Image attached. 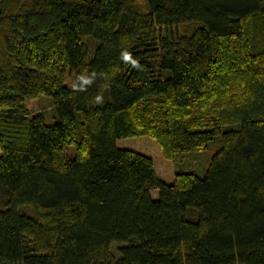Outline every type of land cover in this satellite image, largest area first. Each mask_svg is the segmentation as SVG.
<instances>
[{
	"label": "trees",
	"instance_id": "1",
	"mask_svg": "<svg viewBox=\"0 0 264 264\" xmlns=\"http://www.w3.org/2000/svg\"><path fill=\"white\" fill-rule=\"evenodd\" d=\"M0 149V264H264V0H0Z\"/></svg>",
	"mask_w": 264,
	"mask_h": 264
},
{
	"label": "rangeland",
	"instance_id": "2",
	"mask_svg": "<svg viewBox=\"0 0 264 264\" xmlns=\"http://www.w3.org/2000/svg\"><path fill=\"white\" fill-rule=\"evenodd\" d=\"M67 82L70 85L74 84L73 73L68 75ZM52 103L53 100L50 95H41L36 99L29 100L26 105L32 111H42L47 121L50 122L53 117ZM117 145L120 148L135 150L150 156L154 160L157 176L165 182H173L175 174L179 171H191L203 176L217 147L214 145L206 150L176 152L167 157L160 149L156 139L149 135L118 138ZM64 152L67 157H73L75 155V146L66 147ZM152 195L154 198H158L159 190H152Z\"/></svg>",
	"mask_w": 264,
	"mask_h": 264
},
{
	"label": "clouds",
	"instance_id": "3",
	"mask_svg": "<svg viewBox=\"0 0 264 264\" xmlns=\"http://www.w3.org/2000/svg\"><path fill=\"white\" fill-rule=\"evenodd\" d=\"M122 60H124L125 62H129L133 67L138 68V62L136 60H134L130 54H128L127 52L122 53ZM99 101V98H97Z\"/></svg>",
	"mask_w": 264,
	"mask_h": 264
},
{
	"label": "crops",
	"instance_id": "4",
	"mask_svg": "<svg viewBox=\"0 0 264 264\" xmlns=\"http://www.w3.org/2000/svg\"><path fill=\"white\" fill-rule=\"evenodd\" d=\"M0 154H1V152H0Z\"/></svg>",
	"mask_w": 264,
	"mask_h": 264
}]
</instances>
